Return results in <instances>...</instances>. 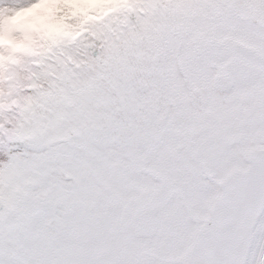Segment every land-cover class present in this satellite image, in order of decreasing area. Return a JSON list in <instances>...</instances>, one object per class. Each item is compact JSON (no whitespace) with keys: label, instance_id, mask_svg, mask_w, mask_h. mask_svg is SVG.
I'll use <instances>...</instances> for the list:
<instances>
[{"label":"snow or ice","instance_id":"6c2138e0","mask_svg":"<svg viewBox=\"0 0 264 264\" xmlns=\"http://www.w3.org/2000/svg\"><path fill=\"white\" fill-rule=\"evenodd\" d=\"M0 264H264V0H0Z\"/></svg>","mask_w":264,"mask_h":264}]
</instances>
